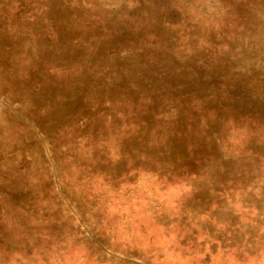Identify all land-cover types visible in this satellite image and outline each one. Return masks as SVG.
Listing matches in <instances>:
<instances>
[{"label": "rangeland", "instance_id": "1", "mask_svg": "<svg viewBox=\"0 0 264 264\" xmlns=\"http://www.w3.org/2000/svg\"><path fill=\"white\" fill-rule=\"evenodd\" d=\"M0 264H264V0H0Z\"/></svg>", "mask_w": 264, "mask_h": 264}]
</instances>
